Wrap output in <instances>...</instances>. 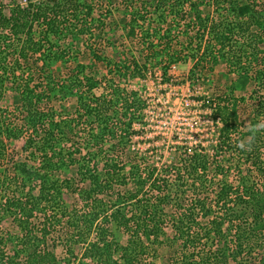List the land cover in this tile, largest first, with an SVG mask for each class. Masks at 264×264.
<instances>
[{"label": "trees", "instance_id": "1", "mask_svg": "<svg viewBox=\"0 0 264 264\" xmlns=\"http://www.w3.org/2000/svg\"><path fill=\"white\" fill-rule=\"evenodd\" d=\"M80 16L86 30L96 27L95 37L122 49L113 59L86 48L80 55L85 63L77 62L68 78L56 79L48 67L65 64L68 57L43 50L35 26L45 34L47 25L57 22L49 28L58 35L76 28L72 20ZM260 53L264 56V0H48L17 4L9 13L0 1V98L16 72L24 77L15 95L20 119L9 122L0 106V264H88L87 259L155 264L151 259L159 246L191 243L203 246L204 255L197 254L204 264H242V255L261 251L264 99L252 96L264 90ZM188 61L189 78L196 82L219 63L237 64L226 90L198 96L217 127L212 152L186 144L170 146L169 155L156 143L135 147L133 137L144 133L146 97L128 88L129 81L155 76L170 82L172 68ZM100 68L104 71L94 77ZM43 101L50 108L45 110ZM70 101L82 110L80 123L56 116L54 102L68 110ZM89 120L90 141L71 146L79 142L77 126ZM28 129L33 135L21 149L29 156L12 155L6 165V150ZM107 140L111 143L103 147ZM74 169L80 188L72 177L59 176ZM61 222L73 233L61 240L69 255L58 257L49 234ZM83 229H93L94 237H83Z\"/></svg>", "mask_w": 264, "mask_h": 264}, {"label": "rangeland", "instance_id": "2", "mask_svg": "<svg viewBox=\"0 0 264 264\" xmlns=\"http://www.w3.org/2000/svg\"><path fill=\"white\" fill-rule=\"evenodd\" d=\"M0 1L4 3L5 11L9 13L11 11V8L17 4L25 6L29 1L37 4L41 1L48 0ZM72 23L76 25V28L70 26V29L68 28L62 31L58 30V32L60 33L58 35L54 34L52 32L53 30H50L49 28V26H51L53 29H55L57 27V22H53L47 25L49 31L45 33L47 35H45L43 32L45 31L44 28L41 29V27L35 26V38L36 41L39 42L43 50L47 51L48 53L51 51H63L66 57H68L69 61H67L65 64H61L58 61L56 62V64L48 67V69H50L51 72L54 73L56 79H60V77L68 78V75L72 73V67H74L77 62L85 63V60L80 55L83 51H85L86 48L93 49L97 52H103L109 57L111 56L113 59L117 58V52L122 49L120 47H117L116 49V46L107 43L105 44L104 41L103 43L102 38H100L101 36L99 38L95 37L99 35V30L96 27L93 26V30L91 31L86 30L89 25L88 23H85L83 16H80L78 20H72ZM81 29L84 30H82L81 32L79 31ZM9 49L11 50V48ZM258 59H260V62L258 63H261V61L264 60V56L262 55V53L259 54ZM40 63L41 61L38 62V65ZM191 65L192 62L188 61L186 63H179L178 65L174 66L172 70L175 74V77H173V79L167 83H161L158 78H155V76H151L147 79H135L129 81L130 85H128V88H136L142 91V93L146 97V107L144 115L145 123L143 126L144 133L140 138L133 137V139H137L135 147L145 149L149 142L151 144L156 143L158 144V150L161 147L163 152L165 151L166 155H169V151L173 149V145H182L184 147V145L186 144L189 146L201 145L207 152H212L213 147L218 141V138L216 136L217 127L209 117V110L202 106V100L198 99V96L209 95L212 92L219 91V89L226 90V87L229 86L230 81L235 79L236 77L235 73L232 70L235 69L237 64H217L211 72L206 74L203 82H196L194 81L195 79L190 80L189 69ZM102 71H104V69H101L100 71L97 70L96 74H93L94 77H99ZM16 73L18 77H14V79H11L9 82L5 83L6 88L3 96L0 98V106L4 109V117H7L8 120L10 119L9 122L13 123L18 121V119H20L21 117V114L19 112L20 103L17 102L15 98L16 92L18 91L16 89L18 86L22 87V85L24 84V77H22L19 72ZM157 75L158 71L156 73V76ZM37 80L38 79L36 78L35 81ZM253 89H256V85ZM262 89L263 87L260 88L258 92H255L256 90H254V92L252 93L254 99H264V90ZM94 91L99 92V89H96ZM234 94L238 95V97H241L242 95H246V98L249 97V95H247V92L235 91ZM247 100L249 102L248 105H250V99ZM54 105L55 106L53 108L57 111H60V114L56 115L57 117H65L69 115L70 119H73L74 123H80L82 119L85 118H79L82 110H76L74 106L75 101H70L67 103L68 110H61L64 106V104L62 103L58 105L56 102H54ZM41 106L45 110L50 108V104L47 102L46 105L45 101L42 102ZM68 112H70V114H68ZM242 117L245 122L249 120V117H247L246 115H243ZM83 123L82 128H79L77 126L79 142L76 141L75 143H71V146L75 148L82 147V145L84 147L85 141H90L88 133L90 131H93L91 126L92 122H87V124L85 123V125ZM32 135V130L28 129L23 133L22 137L20 136L18 139H15L11 142V146H9L8 150H6L7 156L4 157V159H6V161H4L6 165H9V161L12 155L13 158L19 157L22 159L29 156V153L26 156V153L21 149V147L24 145L27 139H30ZM235 137H237V135H235ZM150 138L152 139L151 141L149 140ZM6 143H8V141H6ZM110 143L111 140H107L106 143L102 146L106 147V145H109ZM170 146L172 147V149L170 148ZM262 147L264 149V145ZM11 150H14V152H12ZM31 150H33V148H31ZM84 151L85 150H83V152ZM40 155L41 154L38 153L37 158H40ZM90 162V166L92 167V169H94L95 167L93 166V162ZM102 165L103 163H100L99 167H102ZM63 167L65 168L64 165ZM77 172L78 171L75 169L68 170L67 173H59V176L72 177L73 181L78 184V188H80L82 186V182L80 181L81 176ZM13 187L14 185H12L11 189L7 190L8 194H5L10 195L11 190L13 191ZM34 193H37V191L35 190ZM73 197H75V201L78 205L81 204L80 200H78V196L76 197V193ZM65 199L70 202L72 201V196L69 197L67 193L65 194ZM40 223L41 220L39 221L37 219H34V224L37 225V227H41ZM83 231V237L86 236L88 239H92L94 237L93 229L90 232H87V230L85 229H83ZM72 233L73 228L69 227L64 222H61V224H58L51 229V232L49 234V245H51L50 243H55L57 245V248L53 250L58 257L65 256L66 253L68 254V252H66L64 240L63 242H61V240L65 239V237H68ZM187 245L188 246H182V244L175 245V247L172 249H168L166 246H159L156 251L157 256H155L151 260H153L155 264H185L186 262L188 264H204L203 258L197 254V251L198 253H201V251L203 252V246L201 244L193 246L192 243ZM258 245H260L261 251L256 249L254 250L252 255H242V264H264V244H261L259 242ZM258 245L256 246L258 247ZM76 249L77 250H75V252L77 253L78 258L80 256L82 248L80 247ZM212 249H215V246H213ZM74 258L77 259L76 257ZM221 259H219L220 263L221 261H223ZM193 260H195L196 262L194 263ZM87 262L88 264H93V262L89 259H87ZM210 262H212V260ZM215 262L216 261H213L212 263Z\"/></svg>", "mask_w": 264, "mask_h": 264}]
</instances>
